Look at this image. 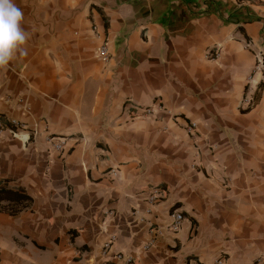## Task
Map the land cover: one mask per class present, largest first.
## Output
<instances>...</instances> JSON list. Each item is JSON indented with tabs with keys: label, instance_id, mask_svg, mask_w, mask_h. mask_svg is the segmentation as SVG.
<instances>
[{
	"label": "crops",
	"instance_id": "crops-1",
	"mask_svg": "<svg viewBox=\"0 0 264 264\" xmlns=\"http://www.w3.org/2000/svg\"><path fill=\"white\" fill-rule=\"evenodd\" d=\"M15 3L0 116L31 140L0 134V185L33 201L0 214V264H264V0Z\"/></svg>",
	"mask_w": 264,
	"mask_h": 264
},
{
	"label": "built area",
	"instance_id": "built-area-1",
	"mask_svg": "<svg viewBox=\"0 0 264 264\" xmlns=\"http://www.w3.org/2000/svg\"><path fill=\"white\" fill-rule=\"evenodd\" d=\"M94 31H97V27L94 26ZM220 53L221 50L219 49V47H216L214 49L208 50L206 52V57L208 59L211 60H216L220 57ZM100 55L103 57V59H107L108 54H107V48L106 46H103L100 50ZM256 69H261L264 66V56L262 54H256ZM245 105H247L248 107L252 106V100H249L248 98H246L244 100ZM151 113H153L152 109H146L144 111V114L146 115H150ZM28 126H26L23 123H20L18 121L15 120H6L3 119L0 116V134L3 133H8L9 135H11L13 138L15 139H21L24 140L25 142H29L31 140V136L28 133ZM34 135L36 136V134L34 133ZM48 144H51V146L53 147V149L55 151H61L64 150L65 146H66V139L64 138H57V137H52V138H48ZM164 197V191L163 189L159 186V187H154L152 188L147 196V201L149 202V204L153 207L154 205H156L158 202H160ZM171 217L173 218V228L174 229H178L182 223L184 222L185 218L184 215L179 212V211H175L171 214ZM116 240V236H112L110 238V240L108 242H106L104 244L103 250H102V255L104 257H106L108 255V251L109 248L111 247L112 243ZM150 244L145 246V249L148 250L150 248ZM113 258L116 261H124L125 257L123 254L119 253V254H115L113 256ZM109 261H104L102 264H108ZM127 264H133V260L129 259L126 260ZM217 264H224V260L223 259H219L217 261Z\"/></svg>",
	"mask_w": 264,
	"mask_h": 264
},
{
	"label": "clouds",
	"instance_id": "clouds-1",
	"mask_svg": "<svg viewBox=\"0 0 264 264\" xmlns=\"http://www.w3.org/2000/svg\"><path fill=\"white\" fill-rule=\"evenodd\" d=\"M23 19L24 13L15 0H0V69L27 55L24 46L30 34L22 25Z\"/></svg>",
	"mask_w": 264,
	"mask_h": 264
},
{
	"label": "trees",
	"instance_id": "trees-1",
	"mask_svg": "<svg viewBox=\"0 0 264 264\" xmlns=\"http://www.w3.org/2000/svg\"><path fill=\"white\" fill-rule=\"evenodd\" d=\"M32 198L23 191H14L4 184L0 185V214L17 216L25 207L32 203ZM178 206L175 205L172 210Z\"/></svg>",
	"mask_w": 264,
	"mask_h": 264
}]
</instances>
